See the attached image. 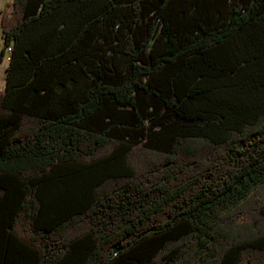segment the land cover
<instances>
[{"label": "trees", "instance_id": "obj_1", "mask_svg": "<svg viewBox=\"0 0 264 264\" xmlns=\"http://www.w3.org/2000/svg\"><path fill=\"white\" fill-rule=\"evenodd\" d=\"M0 22V264H264V0Z\"/></svg>", "mask_w": 264, "mask_h": 264}, {"label": "rangeland", "instance_id": "obj_2", "mask_svg": "<svg viewBox=\"0 0 264 264\" xmlns=\"http://www.w3.org/2000/svg\"><path fill=\"white\" fill-rule=\"evenodd\" d=\"M10 1L11 0H0V14L7 8V5L9 4ZM3 45H4V41L0 35V52L3 48ZM7 63H8V60H7V53H6L4 57V63L2 65L0 64V71L3 69L4 65ZM0 85H2V82H0Z\"/></svg>", "mask_w": 264, "mask_h": 264}, {"label": "crops", "instance_id": "obj_3", "mask_svg": "<svg viewBox=\"0 0 264 264\" xmlns=\"http://www.w3.org/2000/svg\"><path fill=\"white\" fill-rule=\"evenodd\" d=\"M0 19H1V14H0ZM0 35L2 37V31H1V22H0ZM4 63V59L1 63V65ZM8 63L4 65L3 69L0 71V82H2V85H0V90L4 87V79H5V75H6V67H7ZM2 80V81H1Z\"/></svg>", "mask_w": 264, "mask_h": 264}, {"label": "built area", "instance_id": "obj_4", "mask_svg": "<svg viewBox=\"0 0 264 264\" xmlns=\"http://www.w3.org/2000/svg\"><path fill=\"white\" fill-rule=\"evenodd\" d=\"M11 49H12L11 46H8V47H7V51H6V53H7V60H8V61H9V59H10V52H11Z\"/></svg>", "mask_w": 264, "mask_h": 264}]
</instances>
